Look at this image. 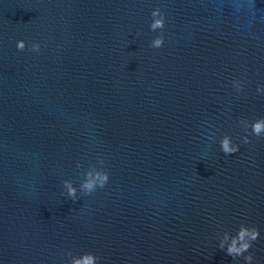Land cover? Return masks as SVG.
<instances>
[{"label":"water","instance_id":"water-1","mask_svg":"<svg viewBox=\"0 0 264 264\" xmlns=\"http://www.w3.org/2000/svg\"><path fill=\"white\" fill-rule=\"evenodd\" d=\"M261 87L264 0H0V264H264Z\"/></svg>","mask_w":264,"mask_h":264},{"label":"clouds","instance_id":"clouds-1","mask_svg":"<svg viewBox=\"0 0 264 264\" xmlns=\"http://www.w3.org/2000/svg\"><path fill=\"white\" fill-rule=\"evenodd\" d=\"M153 17V22L150 25L152 31H156L157 29H164L165 27V14L162 13L160 8H156L151 13ZM164 44V36L160 35L156 37L152 43L151 47L160 48ZM26 42L24 40H20L17 42V49L23 51L26 48ZM31 50L35 52H39L40 44L33 43L31 45ZM234 86L237 91L242 90L243 85L241 82H234ZM258 92L264 93V87L258 88ZM241 124L244 125L245 131L248 130L249 122L248 121H240ZM251 134L256 135L257 137L264 134V118L256 120L251 123ZM243 142L245 144L250 143L251 141L248 139V136L244 137ZM221 151L225 155H230L239 151V145H235L232 142L230 136L225 135L220 141ZM99 163L104 164L105 160L101 157L99 158ZM78 168H82L81 164H77ZM85 175V180L80 185V190L83 194L88 195L93 193L97 187L103 188L107 185L109 181V174L106 171H98V170H89ZM64 187L67 188V194L72 200L77 199V188L73 186L71 181L65 180L63 182ZM260 230L255 227H248L245 224H241L239 229L237 230L235 235H231L229 232L225 231L223 233V240L219 243V248L221 250H225L228 255L233 257L235 260L238 257H243L245 264H252V261L255 259L253 253L249 250L253 247V242H256L260 238ZM230 243H227L228 241ZM245 253H248L245 255ZM101 257L96 255L95 253H85L82 258H74L72 264H98Z\"/></svg>","mask_w":264,"mask_h":264}]
</instances>
